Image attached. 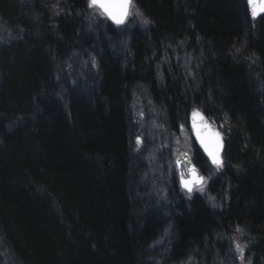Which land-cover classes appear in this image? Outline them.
Segmentation results:
<instances>
[{"label": "trees", "instance_id": "16d2710c", "mask_svg": "<svg viewBox=\"0 0 264 264\" xmlns=\"http://www.w3.org/2000/svg\"><path fill=\"white\" fill-rule=\"evenodd\" d=\"M133 3L150 23L116 26L88 0H0V264H214L237 235L264 264V15L246 0ZM194 110L224 136L220 172L192 139L215 200L185 199L174 172L159 203L141 123L177 134Z\"/></svg>", "mask_w": 264, "mask_h": 264}, {"label": "rangeland", "instance_id": "374dc122", "mask_svg": "<svg viewBox=\"0 0 264 264\" xmlns=\"http://www.w3.org/2000/svg\"><path fill=\"white\" fill-rule=\"evenodd\" d=\"M91 12L97 16L101 14V10L98 8L91 9ZM94 16V17H95ZM130 20L133 18L130 16ZM129 21V20H128ZM138 103V101H137ZM139 113H143L142 106L138 103ZM143 118V116L140 115ZM146 127L150 128L151 139H153V146L149 149V154L146 159L149 161V169L147 179L150 181L151 189L154 191V194L158 197L159 203L168 204L167 198L169 197V187L171 185L170 178L173 177L174 172L177 177L179 176V171L177 169V164L175 158L177 157L180 151H187L192 154V139L193 132L192 129L184 128L183 131H179L177 134L168 133L167 129H163L160 127L159 123L152 122L150 123L148 119H144L141 123ZM143 142L144 139L140 138ZM144 146L143 143L138 144V149H142ZM146 180V178H145ZM179 189L182 190L181 185L179 184ZM183 191V190H182ZM185 199H191L196 195H204L210 201H213L211 198L213 197L212 193L209 191V181L205 187L204 192L194 191L191 194V198H189L188 194L183 191ZM241 236H232L230 239L223 240L224 243L218 245L215 255L214 264H251V260L246 256L247 246L244 245L241 240ZM235 242H239L244 247L243 251V260L239 258L240 254L235 251ZM224 256H221V251L224 250ZM183 264H197V262H193L189 260L184 262Z\"/></svg>", "mask_w": 264, "mask_h": 264}, {"label": "snow or ice", "instance_id": "6c2138e0", "mask_svg": "<svg viewBox=\"0 0 264 264\" xmlns=\"http://www.w3.org/2000/svg\"><path fill=\"white\" fill-rule=\"evenodd\" d=\"M250 4H253V0H249ZM89 8H98L102 15H106L110 20H112L116 25H125L129 17L133 18V23H142L147 25L150 23L147 19L143 18V14L140 13L139 9L135 8L133 0H88ZM260 11H264V0H261L259 4ZM59 15V13H57ZM252 15L255 18L257 15L256 6L253 7ZM93 66H95V58L92 60ZM143 116V113H140ZM200 117L202 123L204 118L198 110H194L192 113V130L195 132L197 139L204 148L205 152L208 154L211 160V164L214 166L216 172H220L225 167V161L221 156V140L220 134L214 133V136H206L202 133L201 126L197 124L196 119ZM180 130L183 131V125L180 126ZM206 130V128H205ZM136 143L141 144L143 141L140 137L136 138ZM186 155V153L184 154ZM176 163L179 165L182 161L177 160ZM190 164V161H189ZM209 178L200 175L198 170L194 167H189L187 174L185 172H180V185L183 191H185L189 198L194 191L204 192ZM213 201L215 197L211 198ZM215 206V205H214ZM237 232H242L243 230L239 227L236 228ZM244 247L239 242H235V251L240 254L239 258L243 260Z\"/></svg>", "mask_w": 264, "mask_h": 264}, {"label": "water", "instance_id": "95a60500", "mask_svg": "<svg viewBox=\"0 0 264 264\" xmlns=\"http://www.w3.org/2000/svg\"><path fill=\"white\" fill-rule=\"evenodd\" d=\"M247 2V5H248V11L251 15V18L252 20L256 21L258 20L259 18H261V16L264 15V11H260L259 9V4L261 3V0H253V4H250L249 3V0H246ZM256 6L257 8V15L255 16V18L253 17L252 15V10H253V7ZM102 11V10H101ZM105 17H107L106 15H104ZM107 19H109L107 17ZM110 20V19H109ZM114 25H116L112 20H110ZM117 26V25H116ZM120 26V25H119ZM199 113L202 114L203 118H204V121L202 123L200 117H197L196 119V122L198 125L201 126V129H202V133L206 136H214V133H219L220 134V140H221V156L223 154V151H224V136L223 134L221 133V131L219 130L218 126L211 120L207 117L206 114H204L201 110H199ZM190 126L192 128V121H193V118H192V114H190ZM206 128V130H205ZM193 131V130H192ZM193 137H195V140L198 144V146L200 148L203 149L205 155L207 156V158L210 160V157L208 156V154L205 152L204 148L202 147V145L200 144L199 140L197 139L196 137V134L195 132L193 131ZM186 153V155H184ZM175 160H180L182 161V163H180L179 165L177 164V168H178V171H179V182H180V172H185V174H187V170L189 167H194L195 169L198 170L199 174L200 175H204L203 171L200 170L198 168V166L196 165V163L194 162V159H192V155L190 152H187V151H180L177 155V157L175 158ZM189 161H190V164H189ZM211 162V160H210Z\"/></svg>", "mask_w": 264, "mask_h": 264}]
</instances>
